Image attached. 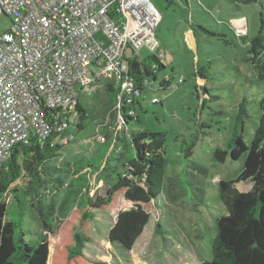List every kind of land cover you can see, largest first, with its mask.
<instances>
[{"label":"rangeland","instance_id":"rangeland-1","mask_svg":"<svg viewBox=\"0 0 264 264\" xmlns=\"http://www.w3.org/2000/svg\"><path fill=\"white\" fill-rule=\"evenodd\" d=\"M153 5L161 14L155 34L160 42L157 49L164 53V68L160 75L147 78L140 107L136 105L139 119L129 120L127 126L132 131L165 134L157 215L149 217L133 247L121 253L108 240L115 217L96 215L89 224L85 253L111 264H197L211 259L216 219L227 213L219 198L218 181L236 179L246 155L237 160L227 155L221 162L214 158V151L227 150L235 128L249 146L259 122L264 76L259 75L255 62H264V0H160ZM10 25V17L1 14L0 35ZM153 55L147 46L138 50L140 62ZM165 75L172 81L162 88ZM179 77L184 81L176 84ZM90 87L77 98L78 107L86 112L80 130L74 127L79 121L76 108L70 110L73 138L59 151L61 159L101 160L108 151L109 144L99 142L98 136L110 130L104 125L109 104L101 90L90 91ZM153 98L157 101L151 102ZM110 115L115 121L112 110ZM118 136L119 148L113 149L108 163L120 170L133 151L121 130ZM190 145V155L184 154ZM98 178L93 181L91 197L105 194L107 185ZM115 179L113 174L111 180ZM235 185L240 191L249 188L247 183ZM156 223L163 229L161 234L154 232Z\"/></svg>","mask_w":264,"mask_h":264},{"label":"trees","instance_id":"trees-1","mask_svg":"<svg viewBox=\"0 0 264 264\" xmlns=\"http://www.w3.org/2000/svg\"><path fill=\"white\" fill-rule=\"evenodd\" d=\"M151 62L156 63L155 69ZM142 66L141 73L134 72L139 82L164 68L153 57ZM255 68L264 76V62L258 60ZM106 86L107 103L113 106L115 89L109 82ZM136 105L140 107V101ZM73 107L79 119L74 127L80 130L86 112L78 107L77 100ZM259 107V122L249 146L235 128L227 150L214 151V158L221 162L227 155L231 160L246 155L236 179L218 181L219 198L227 213L216 219L211 259L197 264H264V92ZM132 119L138 121L137 113L120 126L110 119L105 124L110 130L102 143L109 145L101 160L61 159L59 151L65 144L56 142L54 134L42 143L31 138L29 144L13 147L0 168V264H111L85 253L90 241L89 224L96 215L115 217L108 234L116 251L126 252L133 247L149 217L157 215L165 134L129 130L127 123ZM118 130L123 132L124 140L128 138L133 151L120 170L108 163L117 147ZM183 151L190 155L191 145ZM97 176L107 188L103 196L91 197ZM238 182L251 186L240 191L235 185ZM162 231L156 223L154 232Z\"/></svg>","mask_w":264,"mask_h":264},{"label":"built area","instance_id":"built-area-1","mask_svg":"<svg viewBox=\"0 0 264 264\" xmlns=\"http://www.w3.org/2000/svg\"><path fill=\"white\" fill-rule=\"evenodd\" d=\"M1 14L11 25L0 35V168L31 138L72 140L70 110L94 81L115 89V126L136 115L148 84L134 74L143 68L138 50L147 46L156 61L164 57L155 34L161 14L150 0H0ZM171 81L164 76L161 87Z\"/></svg>","mask_w":264,"mask_h":264},{"label":"crops","instance_id":"crops-1","mask_svg":"<svg viewBox=\"0 0 264 264\" xmlns=\"http://www.w3.org/2000/svg\"><path fill=\"white\" fill-rule=\"evenodd\" d=\"M150 1H152V4L154 3V4H156V3H158L160 0H150ZM170 3L172 2V1H174V0H168ZM160 43V42H159ZM158 75H160V73L158 74ZM166 76V75H165ZM164 76H162V78H163ZM199 83H201L202 81H201V79L199 78ZM94 83V84H93ZM108 84V82H106V83H103V81H94V82H92L91 83V87H90V91H95V92H98L99 90H101L102 92H103V94H104V101L105 102H107V98H108V96H107V85ZM107 97V98H106ZM111 109H112V106H110L109 105V108H108V110H107V115L111 112ZM104 125H105V122H104ZM243 183V182H242ZM248 184V187L250 186V184L249 183H247ZM249 189V188H248ZM247 189V190H248ZM246 191V190H245Z\"/></svg>","mask_w":264,"mask_h":264},{"label":"water","instance_id":"water-1","mask_svg":"<svg viewBox=\"0 0 264 264\" xmlns=\"http://www.w3.org/2000/svg\"><path fill=\"white\" fill-rule=\"evenodd\" d=\"M135 67H136V64H135V63L132 64V68L135 69ZM200 88H201V95L204 96V95L206 94V90H205L204 86L202 85V82H201V84H200ZM250 186H251V185H250ZM250 186H249V188H250ZM108 240L110 241L109 234H108Z\"/></svg>","mask_w":264,"mask_h":264}]
</instances>
